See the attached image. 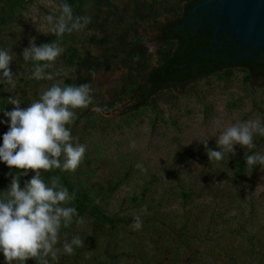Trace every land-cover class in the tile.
<instances>
[{"label":"rangeland","instance_id":"obj_1","mask_svg":"<svg viewBox=\"0 0 264 264\" xmlns=\"http://www.w3.org/2000/svg\"><path fill=\"white\" fill-rule=\"evenodd\" d=\"M190 1L0 0V49L12 54L14 76L13 84L0 83V146L10 125L4 113L15 107L11 97L27 107L57 81L90 84L93 103L75 110L77 118L68 125L73 143L86 145L81 164L74 172L41 175L46 182L59 176L65 187L67 181L99 201L107 217L123 220L112 227L88 208L79 209L75 196L68 206L83 224L74 220L62 227L57 247L75 236L84 246L71 255L61 252L50 264H264V167H248L244 159L264 154V136H255L251 150L236 145L235 155L226 153L223 161H209L200 143L208 140L219 151L223 127L264 121V77L229 68L164 89L129 110L137 103L131 89L175 48L159 40V29L179 18ZM65 2L74 16H88L91 23L57 38L46 17L58 16ZM33 38L37 46L56 40L64 48L46 70L61 72L52 81L29 78L34 62L24 61L22 53ZM16 173L0 164V192ZM34 175L29 170L21 176V188ZM136 215L140 229L132 227ZM0 264H6L3 253Z\"/></svg>","mask_w":264,"mask_h":264},{"label":"clouds","instance_id":"obj_2","mask_svg":"<svg viewBox=\"0 0 264 264\" xmlns=\"http://www.w3.org/2000/svg\"><path fill=\"white\" fill-rule=\"evenodd\" d=\"M58 7V16L46 17L51 33L57 38H62L65 33L81 31L91 23L88 16H74L72 6L66 2ZM63 52L64 48L56 40L41 46L36 45L34 38L30 40L22 53L24 61L34 62L29 78L52 81L60 76V71L46 70ZM12 61V54L7 49H0V73L3 74L0 83L13 84ZM90 73L95 75L94 70ZM62 84L63 81L53 83L27 107H21L17 97L8 100L15 107L4 113L10 125L0 146V162L9 169H16L17 173L12 176L8 189L0 192V253H3L6 264H25L29 259L37 261V264H50L59 260L61 252L71 255L76 248L84 246V240L75 236L70 242L65 240L62 248L57 247L61 228H68L74 220L78 225L83 224V218L79 217L75 207L68 206L75 199V193H70L60 182V177L52 176L50 182H46L41 175V171L54 169L74 172L86 153V145L73 143L68 125L77 118L75 110L93 103L91 85ZM215 123L221 126L220 121ZM256 135L264 136V121L259 118L223 127L216 139L219 151L209 148L208 140L200 143L209 161H223L226 153L235 155L236 145L253 149ZM244 159L248 167H264V154L254 153ZM29 170L35 175L21 188L20 178L27 176ZM132 227H142L139 215L134 216Z\"/></svg>","mask_w":264,"mask_h":264},{"label":"trees","instance_id":"obj_3","mask_svg":"<svg viewBox=\"0 0 264 264\" xmlns=\"http://www.w3.org/2000/svg\"><path fill=\"white\" fill-rule=\"evenodd\" d=\"M198 1L191 0L186 4L179 18L169 21L159 29V40L174 42L175 48L162 64L150 68L142 81L131 89V95L137 99V103L129 110L143 107L150 97L164 89L182 87L194 80L229 68L242 67L251 77H264V52L255 55L251 61L241 62L238 61L236 46L230 48L224 39L220 40L216 48L207 52L199 51L196 56L198 49L208 48L215 43L213 30L206 21H202L200 15L193 14L188 18L189 10ZM43 44L41 42L40 46ZM199 60L200 66L197 65ZM0 164L5 166L3 162ZM65 185L71 193H75L79 209L88 208L92 216L103 219L112 227L123 222L122 219L107 217L84 190L75 188L67 181Z\"/></svg>","mask_w":264,"mask_h":264},{"label":"water","instance_id":"obj_4","mask_svg":"<svg viewBox=\"0 0 264 264\" xmlns=\"http://www.w3.org/2000/svg\"><path fill=\"white\" fill-rule=\"evenodd\" d=\"M211 9L218 26L213 29L214 44L197 52H207L219 45V34L228 33L232 41L246 49L247 59L264 52V0H199L188 12ZM201 65V61L197 62Z\"/></svg>","mask_w":264,"mask_h":264},{"label":"flooded vegetation","instance_id":"obj_5","mask_svg":"<svg viewBox=\"0 0 264 264\" xmlns=\"http://www.w3.org/2000/svg\"><path fill=\"white\" fill-rule=\"evenodd\" d=\"M196 15H200L201 18H202V21H206L209 25H210V29H215L218 24H216L213 20L216 18V16H213V11L211 9H206V10H200L196 13ZM192 16V15H191ZM190 16H188L189 18ZM221 39H224V42L226 44H228L230 46V48L235 47V49L237 50V53H238V61H251L252 58L255 57V54L253 57L247 59V53H246V49L241 47L239 45L238 42H234L232 41V38L229 37V34L228 33H221L219 34V43H220V40Z\"/></svg>","mask_w":264,"mask_h":264}]
</instances>
